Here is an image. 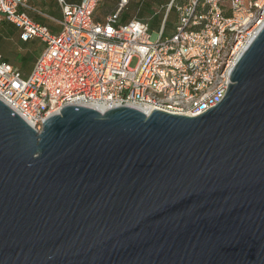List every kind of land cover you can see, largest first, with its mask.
<instances>
[{
    "label": "water",
    "instance_id": "1",
    "mask_svg": "<svg viewBox=\"0 0 264 264\" xmlns=\"http://www.w3.org/2000/svg\"><path fill=\"white\" fill-rule=\"evenodd\" d=\"M190 116L0 99V264H264V24Z\"/></svg>",
    "mask_w": 264,
    "mask_h": 264
},
{
    "label": "built area",
    "instance_id": "2",
    "mask_svg": "<svg viewBox=\"0 0 264 264\" xmlns=\"http://www.w3.org/2000/svg\"><path fill=\"white\" fill-rule=\"evenodd\" d=\"M26 1L0 0V22L42 48L26 76L0 56V99L37 130L72 103L198 115L223 97L236 60L264 24V0H185L175 5L170 33L164 20L171 2L151 31L148 21L120 20L128 0L102 20L94 19L99 0H57L62 19L52 32L20 10Z\"/></svg>",
    "mask_w": 264,
    "mask_h": 264
},
{
    "label": "rangeland",
    "instance_id": "3",
    "mask_svg": "<svg viewBox=\"0 0 264 264\" xmlns=\"http://www.w3.org/2000/svg\"><path fill=\"white\" fill-rule=\"evenodd\" d=\"M168 0H145V5H148V10L145 9L142 6L137 7V4L135 5L133 0L129 3L127 7H125L121 14H120V20L127 21L128 19L132 18L133 16L138 17V13H142L145 17L147 15H151L150 17V28L151 31L157 30L158 25L160 24L161 18L164 14V12H156L154 15L152 12L154 10H160V8H163ZM178 3H183L185 0H177ZM116 0H100L99 1V10L100 13L104 14L103 9L109 7V6H116L117 4ZM162 10V9H161ZM153 15V16H152ZM178 11L173 7L169 13L168 18L166 21V28L165 33H170L175 27V24L178 22ZM149 19V18H148ZM2 24V23H1ZM0 24V55L2 59L7 60L19 67L21 70V73L23 76H26L32 69L33 64L36 59V55L39 53L40 49L42 48L41 41H38L37 43L34 41H30L24 46H20V44L17 42L16 35L18 34H9L7 31L2 28ZM136 58L134 57L131 60L130 65L134 66L136 63Z\"/></svg>",
    "mask_w": 264,
    "mask_h": 264
},
{
    "label": "crops",
    "instance_id": "4",
    "mask_svg": "<svg viewBox=\"0 0 264 264\" xmlns=\"http://www.w3.org/2000/svg\"><path fill=\"white\" fill-rule=\"evenodd\" d=\"M65 1L69 3H76L79 0H65ZM99 6L100 4L98 2L94 12V19L96 20H102L104 16L113 9L112 7L109 6L103 9L104 14H102L100 13ZM20 10L25 12L28 15V17L31 18L33 21L39 22L47 26L52 32L59 31L60 20L62 19V12H61L60 4L57 0H27L26 5L21 6ZM122 22H126V21H122ZM0 24L2 28H4V30L11 35L18 32V28L15 27L12 23L3 20L0 22ZM16 37H17L16 38L17 42L20 44V46H24L30 41H34L36 43L39 41L36 38H32L28 41H22L18 38V34L16 35Z\"/></svg>",
    "mask_w": 264,
    "mask_h": 264
},
{
    "label": "trees",
    "instance_id": "5",
    "mask_svg": "<svg viewBox=\"0 0 264 264\" xmlns=\"http://www.w3.org/2000/svg\"><path fill=\"white\" fill-rule=\"evenodd\" d=\"M117 1V3H118V1L119 0H116ZM132 0H128V2H127V4H126V6L125 7H127L128 5H129V3L131 2ZM133 2H134V4L136 5L137 4V7H139V6H142L143 8H144V6H146L145 7V9L146 10H148V11H150L149 9H148V5H145L146 3H145V0H133ZM171 2V5H170V8H169V10H168V12H167V15H166V18H165V20H164V31H165V26H166V21H167V18H168V13H169V11L174 7L175 8V5L176 4H178V2H177V0H168L167 2H166V4H165V6L163 7V8H160V10L158 9L157 11L156 10H154V12H152L153 13V15L156 13V12H158L159 14H160V12H164V14H163V16H162V18H161V21H160V24L158 25V28L160 27V25L162 24V21H163V18H164V15L166 14V9H167V7H168V4ZM116 3V4H117ZM110 7H112L113 9H114V7L115 6H110ZM162 9V10H161ZM143 13V12H142ZM142 13H140V11H139V13H138V17H135V16H133V17H135V18H138V19H140V20H143V21H148L149 22V25H150V17H151V15H147V17H145ZM152 15V16H153ZM132 17V18H133ZM149 18V19H148ZM131 19V18H130ZM130 19H128V20H130ZM127 20V21H128ZM14 25V24H13ZM43 25V24H42ZM15 26V25H14ZM16 27V26H15ZM47 27V26H46ZM18 28V27H17ZM48 28V27H47ZM157 28V29H158ZM170 32H172V31H170ZM20 29L18 28V38L20 39ZM21 40V39H20ZM1 56V55H0ZM36 58H37V56H36ZM1 59H2V57H1ZM2 60H4V59H2ZM36 60V59H35ZM4 61H6V62H8V63H10V64H12L14 67H16L18 70H20L19 69V67L17 66V65H15V64H13V63H11V62H9V61H7V60H4ZM21 71V70H20Z\"/></svg>",
    "mask_w": 264,
    "mask_h": 264
},
{
    "label": "bare ground",
    "instance_id": "6",
    "mask_svg": "<svg viewBox=\"0 0 264 264\" xmlns=\"http://www.w3.org/2000/svg\"><path fill=\"white\" fill-rule=\"evenodd\" d=\"M97 107H99V108L101 109V108H105L106 106H104V105H99V106H97ZM141 108H143V107H141ZM144 109H145L146 111H148V110H149V108H147V107H146V108H144Z\"/></svg>",
    "mask_w": 264,
    "mask_h": 264
}]
</instances>
